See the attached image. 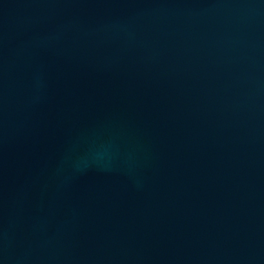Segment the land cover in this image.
Segmentation results:
<instances>
[{
  "label": "water",
  "instance_id": "1",
  "mask_svg": "<svg viewBox=\"0 0 264 264\" xmlns=\"http://www.w3.org/2000/svg\"><path fill=\"white\" fill-rule=\"evenodd\" d=\"M0 264H264V0H0Z\"/></svg>",
  "mask_w": 264,
  "mask_h": 264
}]
</instances>
